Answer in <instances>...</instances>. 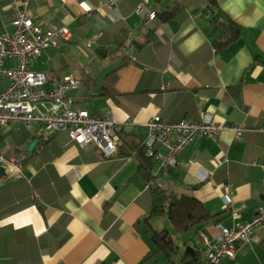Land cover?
<instances>
[{
    "label": "crops",
    "instance_id": "0c3cea01",
    "mask_svg": "<svg viewBox=\"0 0 264 264\" xmlns=\"http://www.w3.org/2000/svg\"><path fill=\"white\" fill-rule=\"evenodd\" d=\"M138 1L0 0V32H12L16 8L34 24L66 25L70 39L43 50L32 69L50 83L78 77L80 86L67 92L75 106L109 115L126 139L143 141L155 115L171 123L208 114L243 125L240 138L230 130L197 137L165 173L158 165L153 171L166 193H189L219 213L193 240L203 248V237H214L219 225L264 208V133L257 131L264 124V0H217L214 14L241 27L220 48L205 0H154L150 9L185 6L137 46L151 25L144 11H134ZM18 154L22 178L8 162ZM134 156L106 157L40 123L0 126V264H138L154 248L153 232L165 227L149 218L152 187ZM182 253L177 247L178 264ZM219 264H264V226Z\"/></svg>",
    "mask_w": 264,
    "mask_h": 264
},
{
    "label": "built area",
    "instance_id": "2783aa9c",
    "mask_svg": "<svg viewBox=\"0 0 264 264\" xmlns=\"http://www.w3.org/2000/svg\"><path fill=\"white\" fill-rule=\"evenodd\" d=\"M153 1L139 0L134 8L137 13L145 12L146 22L154 18L155 11L149 8ZM10 24L12 32H0V81L6 80V84L0 86V126L40 123L48 131H66L78 145L94 144L104 156H115L121 126L107 114H92L76 107L74 99L67 95L68 91L80 86V79L69 73L50 83L44 72L32 69L34 60L43 50L58 48L70 39L69 28L54 23L34 24L20 8L15 9ZM146 127L143 153L156 158L164 173L176 164V156L197 137L216 138L222 131L230 130L240 138L245 131L241 123L216 122L208 114L201 120L182 119L171 123L155 115L146 122ZM257 131L264 133V124ZM23 158L18 154L8 161L15 178L23 177ZM228 192L232 193L230 186ZM263 226V207H257L245 221L229 227L219 225L218 234L203 237L202 264H219L223 258H234L236 242L247 243L254 229Z\"/></svg>",
    "mask_w": 264,
    "mask_h": 264
},
{
    "label": "trees",
    "instance_id": "16d2710c",
    "mask_svg": "<svg viewBox=\"0 0 264 264\" xmlns=\"http://www.w3.org/2000/svg\"><path fill=\"white\" fill-rule=\"evenodd\" d=\"M206 7L212 12L210 17L211 22L208 27L211 32L218 31L220 38L214 39L216 47H223L237 39L241 33V27L230 18L220 19L214 14V9L217 5V0H205ZM185 3H174L164 9L155 8L154 18L149 21L151 25L143 34V38L137 41V46H142L150 41L152 29L156 26L172 19ZM122 133V132H121ZM119 132L122 144L118 146L116 155L121 156L133 151L137 160L139 171L142 177L150 183L152 187V208L149 218L164 217L171 224L173 229L182 234L188 235L184 252L181 254V262L190 261V264H197L199 256L202 253L200 243L193 242L195 236L203 231L204 227L219 216V213H214L208 210L202 202L197 200L189 193H166L165 188L161 187L155 181L153 171L158 165V161L154 157H148L143 153V145L139 139L130 137L126 139ZM131 135V134H130ZM127 149V152L125 150ZM225 210V208H224ZM222 210V211H224ZM154 248L144 257L138 264H146L158 255H165L168 264H175L171 255L176 252L175 242L172 237V232L166 228L154 231L152 235Z\"/></svg>",
    "mask_w": 264,
    "mask_h": 264
},
{
    "label": "rangeland",
    "instance_id": "374dc122",
    "mask_svg": "<svg viewBox=\"0 0 264 264\" xmlns=\"http://www.w3.org/2000/svg\"><path fill=\"white\" fill-rule=\"evenodd\" d=\"M0 82L1 84L2 82L5 83L4 80H1ZM153 223L154 226L157 228L165 227L167 230L171 231L172 236L174 238L175 247L176 248L179 247L180 249H183L184 252L185 244L183 245V242H186V240L188 239V235L175 231L171 226V224L164 217L155 218ZM198 243L200 242L198 241ZM171 258L178 264V256L175 253L171 255ZM153 264H167V259L165 255L160 254L157 258V261H154Z\"/></svg>",
    "mask_w": 264,
    "mask_h": 264
},
{
    "label": "water",
    "instance_id": "95a60500",
    "mask_svg": "<svg viewBox=\"0 0 264 264\" xmlns=\"http://www.w3.org/2000/svg\"><path fill=\"white\" fill-rule=\"evenodd\" d=\"M33 144H34V141L30 144V146H32ZM181 264H190V261H185V262H183Z\"/></svg>",
    "mask_w": 264,
    "mask_h": 264
}]
</instances>
